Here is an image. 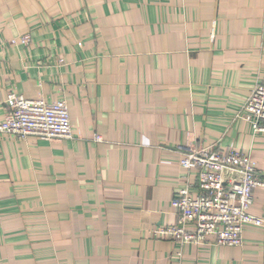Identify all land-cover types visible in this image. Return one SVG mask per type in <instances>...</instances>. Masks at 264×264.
<instances>
[{"label": "crops", "instance_id": "obj_1", "mask_svg": "<svg viewBox=\"0 0 264 264\" xmlns=\"http://www.w3.org/2000/svg\"><path fill=\"white\" fill-rule=\"evenodd\" d=\"M257 83L264 0H0V122L16 90L65 100L73 125L0 134V264H264V226L238 246L153 232L197 186L185 149L235 147L264 178V133L239 116Z\"/></svg>", "mask_w": 264, "mask_h": 264}, {"label": "built area", "instance_id": "obj_2", "mask_svg": "<svg viewBox=\"0 0 264 264\" xmlns=\"http://www.w3.org/2000/svg\"><path fill=\"white\" fill-rule=\"evenodd\" d=\"M19 40L28 44L31 36L23 35L13 42ZM5 106L0 134L19 138L34 135L48 140L73 137L65 100L48 102L10 90ZM239 116L248 120L255 132L264 133V83L253 87ZM101 138L96 135V139ZM180 164L187 171L197 172V186L194 189L187 184L174 194L172 205L178 212V223L154 228L157 236L171 238L180 245L213 242L238 246L243 242L246 224L264 226V217L250 212L255 189L264 186L251 155L235 147L220 149L212 143L185 149Z\"/></svg>", "mask_w": 264, "mask_h": 264}]
</instances>
